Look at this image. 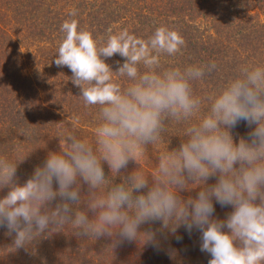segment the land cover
<instances>
[{"label": "clouds", "instance_id": "obj_1", "mask_svg": "<svg viewBox=\"0 0 264 264\" xmlns=\"http://www.w3.org/2000/svg\"><path fill=\"white\" fill-rule=\"evenodd\" d=\"M60 30L64 38L54 63L70 69L84 106L98 107L95 139L62 132L60 151L49 152L22 185L14 179L18 165L0 157V189H9L0 198V227L15 233L14 248L69 227L77 237L112 238L110 248L141 239L157 247L156 233L139 229L159 221L173 235L181 226L189 234L198 230L208 264H264V66H241L219 92L202 97L194 94L193 82L216 71V62L162 64V57L185 46L177 30L160 26L142 39L125 28L101 40L77 19ZM116 54L124 62L113 71L106 60ZM169 120L188 124L180 146L162 152L150 176L138 167L111 182L103 165L115 176L130 161L139 166ZM241 121L252 131L236 143L231 129ZM212 177L216 182L209 185ZM196 188L195 198L181 197ZM214 201L233 209L225 219L213 216Z\"/></svg>", "mask_w": 264, "mask_h": 264}, {"label": "trees", "instance_id": "obj_2", "mask_svg": "<svg viewBox=\"0 0 264 264\" xmlns=\"http://www.w3.org/2000/svg\"><path fill=\"white\" fill-rule=\"evenodd\" d=\"M73 9L77 10L75 17L70 15ZM71 19L101 40L125 28L142 39L160 26L177 30L185 46L175 56L162 57V64L184 68L216 62V71L193 82L194 94L202 97L219 92L239 74L241 66H264V0H0V157L18 165L14 179L21 185L43 165L49 152L60 151L62 132L73 131L94 143L99 109L84 106L79 87L71 82L70 69L54 63L64 38L61 25ZM117 61L122 64L124 58L116 54L106 63L116 71ZM119 82L127 83L124 78ZM187 126L186 122L166 121L162 140L147 146L139 166L130 161L115 176L104 164L106 176L118 184L138 167L150 176L159 155L180 146ZM250 131L241 121L231 129L234 142L247 139ZM215 182V177L207 181L209 185ZM8 190L0 189V198ZM198 191L180 195L195 198ZM86 195L87 185H82L81 196ZM58 202L53 201L51 207ZM213 203L215 218L225 219L233 210ZM80 210H86V204L81 203ZM139 230L155 232L157 247L141 239L110 248L112 238L77 237L69 227L16 249L15 233L9 235L6 227H0V264H208L211 259L200 250L198 230L189 234L181 226L173 235L161 230L159 221L145 223Z\"/></svg>", "mask_w": 264, "mask_h": 264}]
</instances>
